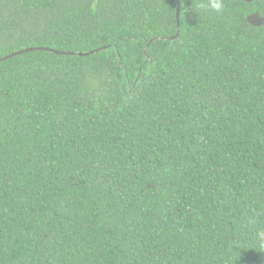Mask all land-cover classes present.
<instances>
[{
	"label": "trees",
	"instance_id": "16d2710c",
	"mask_svg": "<svg viewBox=\"0 0 264 264\" xmlns=\"http://www.w3.org/2000/svg\"><path fill=\"white\" fill-rule=\"evenodd\" d=\"M201 2L0 0L73 53L0 62V264H264V0Z\"/></svg>",
	"mask_w": 264,
	"mask_h": 264
},
{
	"label": "water",
	"instance_id": "95a60500",
	"mask_svg": "<svg viewBox=\"0 0 264 264\" xmlns=\"http://www.w3.org/2000/svg\"><path fill=\"white\" fill-rule=\"evenodd\" d=\"M241 1H249V0H241ZM176 3H177V9H176V19H178V15H179V0H176ZM247 23L253 27H259L263 24L264 22V18L260 17L259 14L257 12H254L252 14H250L248 17H247ZM178 35V32L175 36L172 37V39H175ZM34 50H46L48 52H52V53H55V54H61V55H69V54H73V53H70V52H65V51H55V50H52V49H47V48H28V49H23V50H20V51H16V52H13L7 56H4L2 58H0V62L6 60V59H9L13 56H16V55H21L23 53H27V52H31V51H34ZM101 49H94V50H91L89 52H86V53H77L76 55L78 56H86V55H89V54H93V53H96L98 51H100Z\"/></svg>",
	"mask_w": 264,
	"mask_h": 264
},
{
	"label": "clouds",
	"instance_id": "9594fccd",
	"mask_svg": "<svg viewBox=\"0 0 264 264\" xmlns=\"http://www.w3.org/2000/svg\"><path fill=\"white\" fill-rule=\"evenodd\" d=\"M225 0H206L196 5L194 12L200 15L203 14H222L225 11ZM257 241L261 246H264V230L257 233Z\"/></svg>",
	"mask_w": 264,
	"mask_h": 264
}]
</instances>
